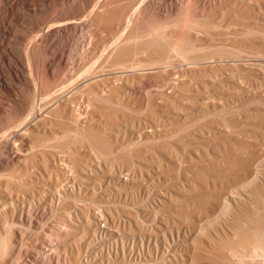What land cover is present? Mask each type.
<instances>
[{
  "label": "bare ground",
  "instance_id": "bare-ground-1",
  "mask_svg": "<svg viewBox=\"0 0 264 264\" xmlns=\"http://www.w3.org/2000/svg\"><path fill=\"white\" fill-rule=\"evenodd\" d=\"M114 1L115 0H47V1L44 2V1H41V0H23V6L26 3L28 5V9L30 11H32L36 15H39V17H38L39 21H38V26H37V27H39V30L36 29L38 32H35V34L33 35L31 40H32L34 45L38 44L40 42L48 44L51 41L54 42L59 37L60 34H63L65 36H67V37H71V36L74 37V35L76 33H78V32L82 33V30L86 29L89 32V38H90V40H89L90 41L89 54L94 56L97 53L96 51L101 50L102 53L101 52L100 53L102 54V57L104 56L103 57L104 59H110L111 58L110 59L111 60L110 62L112 63L111 65H113V64L114 65H116V64L120 65L122 67L123 73L130 75V77H132V78L133 77L135 78V76H132V75H136L137 76L139 74L138 76H140V74L142 75V71L144 70V68H146V65L144 64L142 59H139V57H140V55L138 57L139 53H143L144 51H147V52L148 51H150V52L157 51L158 53L164 54L165 52H167V51L164 50V48L161 47L162 44H159V43H162V42L159 39H157V38L156 39H157V42H158L159 45H156L157 42H156V44H153V42H152L153 40L152 39H151V41H147L148 40L147 39L146 42H148V43L152 42L153 45L151 43H149L150 45L144 44V43H146L144 41H143L144 45L142 43L139 44L143 40V39H141V37H140L141 41L138 44H136L138 41L136 43H134V44H130V43H133L131 41H133V40L135 41L137 38H139V36L144 34V32L142 31L143 33L140 35V33H139L140 30L139 29H141L140 27L142 25H144V22H146L145 18H144L145 14L147 15V12L154 11L157 15L162 16V15H160V14H162L160 12H163V10L165 12L167 11L166 12L167 14H168V12H169V14H171L173 12L174 8H176V7L173 8V6L171 4L173 0H128V1L119 0V1H121L119 3H118V0H117V4L118 5L120 3L122 4V5L120 4V7H118V5L117 6L115 5L116 7H109L108 5H110V3L114 2ZM223 1L224 0H187V3H188L187 4V8L188 9L187 10L190 13L195 14V15H204V14H208L209 13V14H216V16H217V13H219V12L221 13L222 9H225L227 7L226 6L227 4L224 5ZM17 2H18V0H17ZM115 2L113 4H115ZM230 4H231V2H230ZM230 4H228V5H230ZM232 5H233V3H232ZM111 6H114V5L111 4ZM61 8L64 11V15L62 14L63 15L62 17L60 16L58 18V16H57V18H55V19L54 18L53 19H49V17H47V19H46V15L44 14L46 11H48L50 9L53 10V9H61ZM228 10L230 11V9H228ZM63 11H62V13H63ZM235 12H236V10H235ZM224 13H226V12L224 11L223 13H221V18H222V15ZM227 13H228V11H227ZM229 13L231 14L230 16H228ZM229 13L226 16V17H229L228 21H230V19H232L236 15L233 12L232 13L229 12ZM163 14H164V12H163ZM232 14H234L233 17H232ZM9 16H10V13H9ZM98 16H104V18L107 16V18H105L106 20H103L104 19L103 17L101 19V20H103L105 22L104 24H103L102 21H100L102 23H99L98 18L96 19V17H98ZM212 16H214V15H212ZM164 17H166V14H165ZM224 17H223V19H224ZM50 18H52V17H50ZM156 18H158V17L156 16L155 19ZM217 18L219 19V17H217ZM236 18H233V19L236 20ZM0 20H2V19H0ZM97 20H98V22H96ZM147 22L149 23V21H147ZM97 23H98V26H96ZM99 25H100V27H99ZM145 26H146V24H145ZM149 26H151V24ZM149 28H148V30H149ZM136 29H138V31H139L138 33H137ZM103 30L104 31L107 30V37L106 38L105 37L102 38V36H100V33ZM145 30H147V28H145ZM154 33H156V32H154ZM235 33L237 34L236 31H235ZM24 34H26V33H24ZM151 34H153V33H151ZM198 34H200V33L196 32V31L187 30L183 34H181V33L178 34V35H181V36L178 37L179 39H176L175 41H173V40L170 41L169 40V41H167L168 42L167 45H165L166 43L164 42L165 43L164 46H166L167 49H170L171 53L177 55L178 57H176V59L173 62L161 63L162 69L165 71V73L168 76V79H167L168 82L166 81L167 84H166V86H164L165 88L163 87V91L158 95L160 97L161 94H162V97H160V99L156 98V101H153L154 103H152L153 105H152V107L150 109V116H149L150 119L147 122L144 119L146 123L145 122H144V124L142 123L143 125H145V126L147 125V126L146 127L143 126L142 130L138 131V135L135 134L136 133V131H135L134 134L136 136L140 137L138 139H144V141L147 142L148 144H151L150 141L152 142L154 140L155 141L157 140L158 143H159V141L161 142V140H162L161 138H164V135L170 133L168 131L169 130L168 127H166V128H168L167 131H166L165 127H162L163 124H165V126H166V122L165 121H169V120H174V121L178 120L179 121L180 119H187L188 114L184 113L182 115V117H181V112H180L181 108L179 110V108L176 109L175 106L173 107V105L176 104V103L173 104L174 103V99L173 98L176 97V99H177L178 98L177 96L180 95V94L178 95V93H177L178 92L179 83L180 84L182 83L181 80L179 79V76L180 75L181 76L188 75L189 73L196 72V71L197 72H201V71H203V69H202L203 66H200V67L196 66V64H201L202 63V61L200 59H194L191 56L183 55L182 52H179V51H180V48L182 46L189 47V48H191V47L194 48L193 44L195 42H198V41L199 42H203L204 39L199 37ZM147 35H148V33H146L145 36H147ZM157 35H158V33H156V36ZM161 35H163V34L161 33ZM76 36H77V34H76ZM145 36L143 38H145ZM156 36H152L151 35V36H147V37H150V38L154 37L153 39L155 40ZM167 36L168 37L171 36V38H172L173 35L169 36L168 33H167ZM160 37H163V36H160V33H159L158 38H160ZM29 38H31V37H29ZM247 42L249 43V46H257V45H260L259 43H261V46H264V36L263 37H257V38L256 37H250L247 40ZM6 43H5V45H6ZM0 44L3 45L4 43L2 44V42H1ZM8 44H10V43H8ZM26 45L27 44H25V46ZM48 46L44 48L45 52L48 53V54L49 53H54V55H55V52H53V50H51L50 47H48ZM38 47L40 48L39 45H38ZM101 47H103V48H101ZM0 48L2 49L1 46H0ZM3 48L7 49L6 50L7 53L10 52L9 51L10 47L8 48V47L3 46ZM24 51H22V52H24ZM6 52H4V53H6ZM8 55H10V54H8ZM15 56H18V55H15ZM29 56H30V54H29ZM29 56H27V57L29 58ZM8 57H10V56H8ZM33 57L31 59H33ZM57 58L58 59H56V60H52V61L48 62L46 68L44 66L45 71H44V69H43V71H44L45 74L51 73L53 68L55 66H57V64L59 65V63L61 61L64 62V58H63L62 55H59ZM36 59H38L37 55H36ZM25 60H29V59H26V57H25ZM35 60H33V61H35ZM33 61H31V62H33ZM107 61H109V60H107ZM159 61H157V62H159ZM220 61L221 60L214 61L212 63L218 64ZM21 62H22V60L19 59V63H21ZM36 62H34V65H35ZM11 63H14V61L11 62ZM208 63H210V62H208ZM34 65H32V66H34ZM43 65H44V63H43ZM19 66L20 65H18V69H19ZM246 66H248V63H247ZM16 67H14L13 65H11L9 63L8 71H9L10 75L12 76V78H17V80L21 79V82H22V80L26 81L25 74H23V73H21V71L17 70ZM152 67H154V66H152ZM177 67H178V69L179 68L180 69L177 70ZM55 69H56V67H55ZM61 70H59V71L61 72ZM28 71H30V70H28ZM36 71H38V69ZM43 71H41V72H43ZM30 73H31V71H30ZM37 73H35V74L37 76H39ZM110 73H113V71H110ZM55 75H54V77H55ZM119 75H121V74H119ZM231 75H232V73H231ZM11 76H9V77H11ZM27 76L29 77L30 75H27ZM121 76H123V74ZM181 76H180V78H181ZM56 77H57V75H56ZM40 78L41 77H39V79ZM97 78H96L95 71L93 70V68H91L90 71H86L85 73L79 74V76L77 75V78L76 77H75V79L73 78V81L71 79L70 81H72V82L68 81L70 83L68 86H67V84L66 85H61V83H57L55 85H52L51 87H46V88H45V86H43L45 88V91L43 90L44 93L42 92V90H40V91L42 92V94H46V95L40 94L41 93L40 91H39L40 93H38V94H40L42 96H36V94H34L36 97H39V99H38L39 103H37V104H36L37 101H36L35 97H29L27 99L25 97V99L22 100V105H20V104H19L20 106L18 105L19 107L12 108L11 106H7V107L4 108V110L2 109L3 110L2 115L3 114L5 115L6 120L4 121V123L1 122L2 124L0 125V148L3 147L4 150H7L8 154L6 153V155H3V154H5L3 152H2L3 154H0V168L1 169L2 168H11V169L15 168V169L19 170L21 168L20 170L23 169L25 172L28 173L29 170H30V166L28 165L29 158L27 156H28V154L31 155L30 153L32 151L31 152L29 151L31 146L34 143L37 144V139L38 138H41V139L42 138L43 139L46 138L47 139V138H50V137H52L53 139L57 138L56 141L58 139H60V140L63 139V143H65L63 145L66 146V148H67V150L69 152V154H68L69 156L67 155V157H69L70 160H68V161L72 162V165H74L75 168L71 166L70 162H69L70 166L66 167V164L68 163L67 160L65 161L66 164H64L66 168H64V165L63 166L61 165L62 161H59L60 163H56V160L58 162L59 157H58V159L52 158V157L55 156V155L53 156V154L50 157L51 160H50V158H48L49 156L46 157V155H43L45 153L41 154L42 156L40 155L41 160L38 163V168L40 169V171L42 172L43 175L41 174V172L38 173V180L34 179V181L35 182H39L41 184H44V185L40 186V187H42L41 191L43 189L45 190V187H46V189L49 187V186L48 187L45 186V180H46L45 178L46 177L48 178V180L50 181V184L52 185V187L50 186L51 189H52L51 191H53V188L55 186V188H54L55 192H51L50 191L52 193V195H53V193H54V195L52 197H50L51 195H48L50 197L49 198L50 200L48 201L49 202L48 204H51V205H49V207L51 206L50 207L51 211L53 209L54 210L59 209L57 211L60 214V217H57V219L55 218L56 220L53 219V222L50 221L51 223L47 224V227H45L46 224L43 223V222L42 223H43V225L45 224V226H40L41 222L39 221V219L36 220V218H35V215L38 213L39 210L36 208V206H38V205L34 204V202H33L34 201L33 200L34 197L32 198L33 195L30 194V193H32V191H33L32 188L34 186L33 187L32 186H21V185H19L20 183L19 184L16 183V184H18V186H16V184H14L12 182L11 183L8 182L9 179L7 181H3V182L0 180V230H1L0 231V264H96V261H98V259H100V261H99L100 264H126V262H124V261L122 262V260H120V257L122 259L125 258L124 256L128 252V248H129V246L127 245L128 244V236L130 237L132 235L125 233V229H126L125 227H126V225H129V223L128 224H126V223L130 222V221H127L125 223L124 218L121 221V220H118L119 217L117 216V218H118L116 220V224L117 225L116 224H112V226H111L109 223H113L114 219L116 218L114 213H108V214L105 213L104 214L102 209H97L98 208L97 206H96L97 208L94 207L96 205L93 202V201H96V200H94V196H93V200L89 198L90 200L88 201L86 199L89 203L85 202V200L82 199L83 198L82 197L83 193L85 195V193L87 192L86 191L87 189H85V188H87V185L85 184L87 182H83V181L91 179L90 178V175H91L90 173L91 172H88L87 171L88 169H87L86 171L90 175L86 174L87 172L85 173V176H81L82 174L81 175H77V171H79V172L80 171H84L83 170L84 169L83 162L85 163L86 160L82 162L81 159H79L78 157L77 158L80 161L76 158V156L74 157L75 154H77V155L82 154V155H84V157H85V155H87V158L89 159V160L88 159L87 160L88 161L91 160L90 167H92L91 165H93L92 161L94 162V165L96 164L95 165L96 167H99L101 165L102 161L100 160V158H98V156H96V154H98L101 150H104V148L101 149L102 146H104L107 143L112 145V142L115 141V140L111 139L112 135L110 136V134H109L111 132V130H112L111 129L112 127L109 130L110 132L109 131L107 132V129L110 126L108 128H106V126L103 125V121L104 120L102 122L100 121L102 123V124H100V126H98L99 124L96 125V118H95L96 117V111H98L97 109H99L98 106H97V109H96V79ZM111 78H112V76H111ZM113 78H115V77H113ZM169 78H170V80H169ZM27 79H29V78H27ZM123 79L115 78V80H119L118 81L119 85L115 89L110 87V90H108V92H107L108 94L106 93L107 95L104 96L105 100L111 101L112 99H114V100L117 101L116 98L118 96H122L123 95L122 92L124 94L126 93V92H124L123 89L120 90L121 93L117 92L118 89L122 88V85H123L122 83L126 82L124 80H127V76H126V78L124 80ZM41 80L43 81L42 78H41ZM6 81H9V80H6ZM30 81L33 82L32 79ZM35 81H37V77H36ZM38 83L34 82V84H38ZM64 83H65V81H64ZM34 84H30V85L33 86ZM1 85H2V87L8 85L9 88H10V91L12 93H14L13 95H18V93H22V90H23V87L21 85L20 86H14L12 84L9 85L8 82H0V86ZM212 85L214 86V84H212ZM69 86L71 88L75 89L74 91H76V90L79 91V89H81V90H83V91L85 90L87 92L86 98H83L85 100H81L82 98L81 99L78 98V101L76 102L78 105L76 107H75V105H73V104H75V100H74L75 96L73 98L72 97L69 98V96H70L69 95L67 98L66 97L62 98L63 97L62 93L65 91V89H67V87L69 88ZM85 86H87V90H86ZM71 88H69L67 90L69 91ZM83 88H85V89H83ZM216 89H217V87H216ZM200 93H201V91H200ZM77 97H78V95H77ZM201 98H202V95H201ZM75 99L77 100V98H75ZM172 100H173V103H172L173 105L171 104ZM205 100H207V99H205ZM51 103H53L54 105H57L58 109L60 108L63 111L62 113H67L68 112L67 114H69V115L72 114V113H77L76 115H78L77 116L78 118L73 117L74 119L71 120V123L69 122L70 119L68 120L67 118H65V119H67L65 122L67 123V121H68V123H70V124L67 125V126L64 125V128H63V125H62L61 127L63 128V130L61 128H60L61 130H58V128L55 129L56 127H53L51 125H47L49 123H46L45 122L46 120L45 121L41 120L42 121V122L40 121L41 123H39V122L35 123V121L37 120V119L35 120V118H37L41 114L42 111L46 110V108L48 109L51 106L50 105ZM201 104H199V106ZM210 104H211V102H210ZM211 105H216V104L214 103V104H211ZM207 106H209V105H207ZM207 106L205 107L206 109L212 110V109H209L210 106L209 107H207ZM55 108H56V106H55ZM223 108H221V109H223ZM184 109H182V110L186 111ZM201 109H204V108H201ZM201 109H199V107H198L199 111ZM218 109H220V108H218ZM175 110L176 111L179 110L178 113ZM204 110L200 111V115H204V114H201L202 112L204 113ZM208 110H206V111L209 112ZM214 110L216 111L217 107ZM258 111H260V110H258ZM99 112H100V110H99ZM249 112H248V114H249ZM57 113H58V111H57ZM59 113H61V111ZM108 114H110V113H107L106 116H108ZM248 114H247V116H248ZM63 115H65V114H63ZM63 115L61 114V116H63ZM103 115L105 116V114H103ZM256 115H259V114H256ZM256 115L254 114V116H256ZM40 116L38 118H40ZM2 117L3 116H1V118ZM43 117H44V115H43ZM43 117H42V119H44ZM70 117H72V116L70 115ZM221 118L223 119V117H221ZM249 118H250V115H249ZM61 119H63V118H61ZM65 119H63L62 121H64ZM224 119H223L222 122H221V120L217 121V122H219V121L220 122L217 123V127H216L217 129L215 128V131L211 129L210 125H209L210 128L206 125L207 126L206 129L208 128V129L212 130V133L210 132L211 135H213V133H219V134L221 133L222 134V132H223L222 129H225L226 127L229 128L228 125H231V124L230 123L227 124L225 122L226 119L225 120ZM33 120H35V121H33ZM97 122L99 123L98 120H97ZM252 122H254V121H252ZM66 123H64V124H66ZM211 123H212V125H214L213 122H211ZM160 126L163 129H165V130H163ZM256 127H257V125H256ZM232 129H231V131H232ZM210 130H207V131L209 132ZM229 130H230V128H229ZM229 130H227V131H229ZM257 130H258V128H257ZM262 131H260V133ZM96 133H97V135L99 137H101V139L96 135ZM200 133H203V132H200ZM204 133H206V132L204 131ZM134 134L132 135V138H130V140H129L130 143H132L134 141L133 140ZM207 134H209V133H207ZM227 134H231V133L227 132ZM255 134H257V132ZM261 134H263V133H261ZM200 135H202L201 137H203L204 134H200ZM211 135L209 134V136H211ZM96 136H97V139H96ZM113 136H114V133H113ZM227 136H225V137H227ZM188 137H189V135H188ZM191 137L189 139H191ZM196 137L198 138L200 136H196ZM214 137H215V135H214ZM98 138L100 140H98ZM114 138H115V136H114ZM217 138H219V137H217ZM237 138H238V136H237ZM198 139H202V138H198ZM203 139H204V137H203ZM206 139H207V137H206ZM78 140L81 141L79 143H81L82 145H83V143H85L84 146H86V148L84 146H81V144H80V147H77L76 143H78ZM96 140H98L97 143H98V145L101 146V148H100L101 150L98 148L100 146L97 147ZM165 140H162L163 143L162 142L160 144L157 143L158 145L157 146L155 145L156 147L154 146V144L156 142H154V144L152 142V144H153L152 148H151V146L149 147L146 144L147 146L145 145L144 148L142 147L143 148L142 152L150 154V153H152L155 150V154H156V151L158 153V151H160V150H163V151L166 150V153L167 152L170 153V154L172 153L171 155H168V156L172 158V155H173V158H175L176 161H177V162H175L173 160V158H172V164L174 162L175 163L174 165H176V163H180V161H183L184 159L181 160L180 157L178 156L179 153L177 152L178 154H176L177 150H175L174 153L172 152V151H174V150H172L174 146L171 147V145H170V143H168V141H167V143H165L166 142ZM195 140L197 141V139H195ZM218 140L219 139H217V142H218ZM144 141H143V143H144ZM141 142H142V140H141ZM184 142H185V139H184ZM205 142H207V140ZM227 142H229V141H227ZM227 142H224V143H227ZM19 143L21 144V147L23 145V146H25V148L23 147L21 149ZM202 143H203V141L201 142V144L200 143L199 144H195V146L196 145H198V146L200 145L199 147L202 148V146H201ZM260 143L262 145L264 142H260ZM109 144H107V145L109 146ZM121 144L122 143H120V145ZM214 144H216V143H214ZM114 145L116 146V143H114ZM117 145H118V143H117ZM142 145H144V144H142ZM190 145H191V143H190ZM257 145H259V144H257ZM198 146H196L195 150H193L194 151V155H195L194 158H193V155L190 152H188V153H190L192 155V157L190 156V158H192L193 162H195L196 165L199 164L197 161H202L204 159L202 157H204L206 154H208V152L204 151L205 148L204 149L202 148V150L205 153L203 154L204 156H201V152H199V150H198V149H201V148H198ZM231 146H232V149H226L225 148V150L227 152H224L223 148L221 149V151L223 150V152H224V153L223 152L222 153L226 154V158H224V159H226L225 160L226 164L229 163V165L232 166V168H233L232 169L233 172H235L233 174L232 170L230 169L231 173L233 174L232 175V174H230L229 171H227L225 169L227 171V173L232 175L231 177L227 173H225V175L227 174L228 177H223L219 173L217 175V177L220 178L222 176L223 179H220L219 181L217 179L215 180V178H213V177L216 176L215 173L217 172V170H218V172H220L219 170H220L221 167L218 168L217 170L213 169L214 171H216L215 173L212 170L211 174H210V171H209V175L201 173V175L202 174L204 176L207 175L204 178H203V176H198V174L202 170L201 168L200 169H196V171L194 173H192V174L189 173L191 175L190 177H187V171H186L185 175H183V176H186V177L184 178L185 180L182 179V180H184V182H182V184L183 185L188 184V187L184 186L187 191H188V188H189L190 185L195 186L194 184L199 178L201 179V182L205 185V186H203L199 182L200 179L198 180L200 185H198V186L196 185V188L197 187L200 188L201 185H202V187L200 189L204 188L202 191L199 189L202 193H204V195L202 194L203 195L202 197H200V195H201V194H199L200 191L197 192V197H196V193H195L196 190H194L195 191L194 192L195 195H191L192 197H188L187 198L186 196H184V197L187 198L186 201L188 200V202L191 203L190 205L193 206V205L196 204V206H194V207H196V209H198L197 205L199 206V208L201 207L200 208L201 210L199 209L195 213L197 215V217H195V218L197 219L198 222L197 221L196 222L198 224L196 223L197 225H195L193 228L195 230L194 232H196L197 235H198V233H200L201 236L204 235V237H206L205 238L206 239L205 243L203 242V238L201 240V239L196 238V236H195L193 242L191 244H189L188 239L191 240V238H192V237L188 238L189 234L192 233L191 228H189L190 225L186 224L187 226H185V224L181 223L184 226L180 227L181 226L180 223L179 222L175 223L176 221H172L173 220L172 217H171V219L168 220V218H164V216H163V218L161 219L163 221V225H162L163 228L159 231L160 233L158 232L163 237V242H161V244H160L161 246H159V248H161V254H160V251H159V256L158 257H156V256L154 257L152 255H149V257H146V256H144V253H140V254L137 253L136 255L134 254V262H135L134 264H209V263H211V262L206 263V262H208V260L209 261H213L212 262L213 264H214V262H215V264H225L226 262L231 260L230 264H232L233 260L231 258L236 256L237 249L240 248V245L243 248V252H244L243 254L244 255L245 254H249L251 256L252 251H254V250H252L251 247L249 246V242H250V240L252 238L253 239H258L259 246H260V252L261 253H259V254H260L261 258L259 257V260L257 261V263L258 264H264V215H261V214L257 215L255 217V219L252 220V218H253L252 215L251 214H247V212H246V207L252 205V203H253L252 198L254 196L263 195V199L262 200L264 201V161L262 162V160H264L263 159L264 155H262V153H264V152L256 153V155H254L253 153L256 152L254 150L255 152H253L252 155H251V152L253 150L248 148V149L251 150L250 154H249V152L244 154L242 152V149H241L244 146L241 147V148L237 147V144H236V147H234V144L233 145L231 144ZM239 146H241V144H239ZM116 147H115V149H116ZM203 147H205V146L203 145ZM251 147H252V145H251ZM263 147H264V145H263ZM107 148L109 149V147H107ZM112 148H113V146H112ZM176 148L174 147V149H176ZM228 148H231V147H228ZM261 148H262V146H261ZM98 149H99V151H98ZM150 149L151 150L154 149V150L149 153ZM217 149H218V146H217ZM252 149H254V148H252ZM255 149H257V148H255ZM1 150L2 149H0V151ZM137 150H140V149H137ZM206 150L209 151L208 148H206ZM218 150H220V149H218ZM246 150L247 149H245V152H246ZM105 151H107V150H104L102 152H105ZM221 151L219 153H221ZM96 152H98V153H96ZM132 152H133V150H132ZM216 152H218V151H216ZM100 154H101V152H100ZM126 154H127V152H126ZM136 155L137 154L134 155L132 153H129L127 161H129L130 163H133V159H134V157ZM144 155H146V154H144ZM156 155H157V157L160 156L158 154H156ZM208 155H210V154H208ZM212 156H214V155H212ZM121 157L123 158V156H121ZM157 157H156V159H157ZM209 157H208V159H209ZM220 157H222V156H220ZM137 158H139V157L137 156ZM141 158H143V156ZM152 158H153V156H152ZM210 158L212 159V157H210ZM115 159H117V158H115ZM218 159H220V158H218ZM145 160H146V158H145ZM99 161H101V163ZM117 161H118V159H117ZM117 161L114 163L116 166H117V164H116ZM158 161L161 162L162 160L160 159ZM186 161H187V159H186ZM204 161H206V160H204ZM208 161L210 162V159ZM213 161H215V160H213ZM216 161H218V160L216 159ZM149 162H151V161H149ZM152 162H154V161H152ZM159 162H157L158 164L156 162H154V163H156L158 165V167H160L159 165L161 163H159ZM164 163H166V162L164 161ZM213 163L212 164L209 163V165L207 163V165L203 166L204 167L203 169L206 170L205 168H207L206 172H208V168L212 169V168L215 167L214 166L215 164H213ZM62 164H63V162H62ZM106 164H107L106 162L103 163V165H106ZM127 164H126V166H127ZM220 164H222V163H220ZM226 164H225L224 167L227 166ZM103 165H102V167H103ZM112 165H109V163H108L107 166H110V167H107V166H105V167H107V169L108 168L110 169L111 167H114ZM122 165L123 164H121V166ZM148 165H147V168L149 167ZM169 165H170V163H169ZM222 165H220V166H222ZM85 166H86V168H90V167H87L88 165H86V163H85ZM68 167L69 168L72 167V168L69 169ZM118 167H120V166L118 165ZM158 167L156 169H158ZM147 168H146V170H147ZM186 168H188V167H186ZM186 168H185V170H186ZM228 168H230V167H228ZM72 169L74 170V172H72L73 171ZM93 169H94V167H93ZM93 169L92 170L90 169V171H93ZM111 169H113V168H111ZM175 169H176V167H175ZM70 170H72L71 171L72 173L70 172ZM170 170H172V169H170ZM182 170H184V169H182ZM157 171H159V170H157ZM177 171H178V174H179V170H177ZM223 171H224V169H223ZM50 172H52V173L50 174ZM79 172H78V174H79ZM149 172L150 171L146 172L147 175H152V174H148ZM163 172H165V171H162V173ZM68 173L69 174L76 173V175L79 176L78 179H76L77 178L76 175H75L76 178L74 177L75 178L74 180H77V181L80 180L79 184L77 185V187H73V186L72 187H65L67 185H65V183H63V180L67 179V177L69 176ZM95 173H96V171H95ZM95 173H94V175H95ZM118 173L121 174L122 172L119 170ZM155 173H156V171H155ZM52 174L55 175V179L54 180L51 179L52 178L51 177ZM183 174H184V172H183ZM115 175H118V174H115ZM165 175H166V173H165ZM167 175H166V177H167ZM176 175H177V173H176ZM211 175L212 176L214 175V176L212 177ZM71 176L73 177L74 175H71ZM121 176L122 175H120L118 178H116V182L117 183L120 182L123 179V178H121ZM195 176H197V177H195ZM95 177L96 176H94V178ZM158 177H160V176H158ZM163 177H165V176H163ZM209 177H211V178H209ZM2 178L3 177H1V179ZM94 178H92V179H94ZM194 178H196V179H194ZM12 179H13V177H12ZM15 179L16 178L14 177V180ZM157 179H159V178H157ZM95 180H92V181L95 182ZM29 181H30V179L28 180V182ZM159 181H161V180H159ZM178 181L181 182L180 179ZM116 182H115V184H117ZM61 183H63V184H61ZM70 184L71 183H69V185ZM82 186H86V187H82ZM181 186L182 185H180V191L184 190L182 188L183 186L182 187ZM92 187H94V185ZM116 187H117V185L115 186V189L117 190V192H119V190L117 189L119 186L117 188ZM175 187L167 189V190H165L163 192L160 191V193L158 195V198L157 197L155 198L156 199V202H154L155 206L153 205L154 207H151L153 209V211L155 209H157V211H158V209H164V210L166 209L167 210V208H169L171 206V204H174V202L178 199V195L177 194L174 195ZM191 187L192 186H190V189H191ZM29 188H30L31 191H29ZM193 188L195 189V187H192V189ZM34 189H36V188H34ZM38 189H37V191H39ZM92 190H94V189L91 188V191ZM108 190L109 189H107V191ZM176 190H177V188H176ZM25 191L26 192L28 191L30 195L24 196L25 195L24 194L23 197L19 195L20 197H22L21 200L18 202V204H15V203L13 204L12 196L14 194L18 195L20 192L24 193ZM91 191H90V189H88V192H91ZM203 191H205V192H203ZM46 192H48V190ZM93 192L94 191H92V193ZM133 192H135V191H133ZM189 192H191V191H189ZM51 193H49V194H51ZM187 193H185V195ZM15 195H14V197H15ZM89 195H91V194H89ZM182 195H184V194H182ZM189 195H187V196H189ZM113 197H114V195H113ZM184 197H182V198H184ZM7 199L9 201V203H10V206L6 205V200ZM184 199H183V201H184ZM68 200H71V201H68ZM77 200H81V202H79V201L77 202ZM113 200H115V199H113ZM67 201H68V203H66ZM39 202H40V205H41L42 204L41 201H39ZM39 202H38V204H39ZM55 203L58 204L59 206L60 205L61 206L60 207L59 206L53 207V205ZM33 204L36 205V206H34ZM43 204H44V202H43ZM46 204L43 206V208L46 206ZM175 204H176V202H175ZM185 204H188V203L186 202ZM112 206H113V204H112ZM121 206L122 205H120L119 207L121 208ZM178 207H179V205H178ZM16 208H18V211H17ZM25 208H27V210H25ZM43 208H42V210L44 212L45 208L44 209ZM171 208H173V207H171ZM257 208H259V209L260 208H264V202L260 203L259 207H257ZM96 209H97V211H96ZM116 209H117V207H116ZM176 209H179V208H177V206H176ZM133 210H135V209H133ZM174 211H176V210H174ZM174 211H172V213ZM169 212L170 211H168V213ZM131 213H132V211H131ZM136 213H137V211H136ZM157 213H159V212H157ZM126 214H128V212ZM133 214L135 215V213H133ZM177 216H179V214ZM201 216H203V217H201ZM224 216H226V217L224 218ZM39 217H41V216H39ZM113 217H115V218L113 219ZM250 217H252V218L250 219ZM175 218H176V216H175ZM128 220H129V218H128ZM170 220L172 221V224L169 223ZM222 220L225 223H223ZM117 221H118V223H117ZM177 221H178V219H177ZM203 221L204 222H209L212 225H215L213 223H217L219 226H217L216 228L214 226V230L212 232H207V231H205V228L203 227ZM238 221L243 224V230L244 231L240 227H239V230L237 229L238 228L237 227L238 226ZM119 223L122 224V227H120ZM124 223L126 225H124ZM185 223H187V222H185ZM26 224H28L29 227L33 225L35 227L34 229L35 230L37 229V231L34 232L33 229L29 230V228L25 229ZM114 225H116L115 226L116 230L114 228H112V227H114ZM136 225L138 226V224H136ZM155 225H157V227H158V223L155 224ZM38 227H41V229H43V230L38 232V230H39ZM139 227H140V225H139ZM159 227H161V226L159 225ZM159 227H158V230L160 229ZM44 228H46V231L44 230ZM127 229H129V228L127 227ZM187 229H188V232H187ZM259 229L262 232L260 234L257 233V232L260 231ZM247 230L249 232H247ZM250 232H252V235L250 234ZM180 233H182L183 235L180 236ZM157 234H156V236H159ZM156 236H155V238H156ZM141 237L144 238L142 235H141ZM155 238H154V241L156 240ZM158 238H160V237H158ZM145 239H147V238H145ZM195 239H197L196 242H195ZM148 240L149 239H147V241ZM158 240H160V239H158ZM141 241H143V240H141ZM141 241H140V243H141ZM158 242L160 243V241H158ZM199 242H201V243L203 242V245L201 244L202 247L206 246V245L208 247L210 246V249H212V251H211L212 252L211 253V257L213 258L212 260L209 259L208 257H206L205 255H202V253H200V252L198 254V251H200V250H198L196 244H198ZM96 243H99V245H101V250H104V252H105L104 256L100 255L101 256L100 258H96V251H97L96 250ZM142 244L140 246H142ZM130 245H132V244H130ZM144 245H145V243H144ZM155 246H156V243H155ZM239 250H241V249H239ZM155 253H157V252H155ZM200 254L202 256H205V257H201L200 258V256H201ZM240 254H241V252H240ZM131 255H132V253H131ZM241 257H242V255H241ZM117 259H118L117 262H120V263H116L115 261H113V260H117ZM125 259H123V260H125ZM203 260H205V261H203ZM237 260L238 259H236V261ZM113 262H115V263H113ZM250 262H251V260H250ZM250 262H247V263L249 264ZM132 264H133V262H132ZM251 264H252V262H251Z\"/></svg>",
  "mask_w": 264,
  "mask_h": 264
},
{
  "label": "rangeland",
  "instance_id": "rangeland-1",
  "mask_svg": "<svg viewBox=\"0 0 264 264\" xmlns=\"http://www.w3.org/2000/svg\"><path fill=\"white\" fill-rule=\"evenodd\" d=\"M41 1L45 2L47 0H41ZM115 1H114L115 4H113L114 2H112L108 6L109 7H116L118 4H117V0H115ZM126 1H128V0H126ZM119 2H121V1L118 0V3ZM230 2H231V4H230ZM223 3H224V5L227 4L226 5L227 7L225 9H222L221 13H223L224 11L226 12V13H224L222 15V18H221V13L220 12H219L220 14L217 13V16H216V14H209V13L208 14H204V15H195V14L190 13L187 10L188 9L187 8V4H188L187 0H173L171 4H172L173 8L174 7H176V8H174V10H173V12L171 14H169V12H168L169 15L166 13L167 11L165 12L164 10H163L164 14H163V12H160V13H162V14H160L162 16L157 15L154 11H149L151 14L149 12H147V15L145 14V17H144L146 22H144V25H142L143 27L139 26L141 28V29H139L140 32L138 31V29H136L137 33L139 32L140 35L143 32H144V34L139 36V38H137L138 40L136 39L135 41L134 40L131 41L133 43H130V44H134L137 41L138 42L136 44H138L141 41V39H143V40L139 44H141V43L143 44L144 42H146L147 39H148L147 41H151V39H152L153 40L152 41L153 44H156L157 39H159L162 42V43H159V44H162L161 47L164 48V50L167 51V52L164 51L165 52L164 54L158 53L157 51H153V52L144 51L143 53H139L138 57L140 55L139 59L143 60L144 64L146 65V68H144V70L142 71V75L141 74H140V76H138L139 74L137 76L136 75H132V76H135V78L134 77L132 78V77H130V75L123 73L122 67L120 65H118V64L111 65L112 64L110 62L111 58L110 59H104L103 58L104 56L102 57L101 50L96 51L97 53L94 56L89 54V51H90V41L89 40H90V38H89V32L86 29H83L82 33H80V32H78L79 34L76 33L77 36L75 34L74 37L73 36L67 37V36H65L63 34H60L59 37L54 42L51 41L48 44L46 43L47 45L45 43H42V42L34 45L31 39H32L33 35L35 34V32H38L37 30H39V27H37L38 26V21H39V19H38L39 15H36L32 11H30L28 9V5L26 3L23 6V0H20V1L18 0V2H17V0H4V1L0 0V4H1L0 5V19H2V20H0V43L1 42H2V44L4 43L3 45L0 44V46L2 47V49L0 48V82H8L9 85H11V84L14 85V86H20L21 85L23 87L22 93H18V95H13L14 93H12L10 91V88H9L8 85L3 86V87H2V85L0 86V104H1L0 105V119H1L0 120V125L2 123H4V121L6 120L5 115L4 114L2 115L4 108L7 107V106H11L12 108L19 107L20 105H22V100H24L25 97H26V99L29 98V97H35L36 101H37L36 104H37V103H39L38 102L39 97H36V96L46 95V94H42V92L44 93L46 87H51L52 85H55L57 83H61V85H66L67 84V86H68L70 84L69 82L73 81V78L75 79V77L77 78V75L79 76V74L85 73L86 71H90L91 68H93V70L95 71L96 78L98 77L96 79V109H97V106H98L99 109H97L98 111H96V117H95L96 118V125L99 124L98 126H100V124H102L101 122L104 120L103 121V125L106 126V128H108L110 126L107 129V132L112 127L111 128L112 130H111V132L109 131L110 132L109 134H110V136L112 135L111 139L115 140V141L112 142V145L107 143V144H109V146L107 144H105L101 148V146L98 145V143H97L98 140L101 139V137H99L97 135V133H96V135L100 138V139L98 138V140H96L97 147L100 146V147H98L99 149L100 148L101 149L104 148V150H107L105 152H102L104 150L100 149L101 150L100 151L101 154H100V152L99 153L96 152V153H98L100 155L99 156L98 154H96V156H98V158H100V160L102 161V163H101V161H99L101 163V165L99 167H96L95 166L96 164L94 165V162L92 161L93 165H91L92 167H90L91 160L88 161L89 159L87 158V155H85V157H84V155H82V154H80V155L75 154L74 157L75 156H76V158L78 157L79 159H81L82 162L86 160L85 163H86V165H88L87 167H90V168H86L85 163L83 162V164H84L83 165V167H84L83 170L85 172L84 171H80L79 172L77 170L76 171H77V175H81L82 174L81 176H85V173L87 171L91 172L90 173L91 175L88 172L86 173V174L90 175L91 179L83 181V182H87V183H85L87 185V188H85V189H87L86 190L87 192L85 193V195L83 193V196H82L83 197L82 199L85 200V202H88L90 199L93 200V196H94V200H96V201H93L96 204V205L94 204L95 205L94 207L97 206L98 207V208L96 207L97 209H102L104 214L105 213L106 214L114 213L116 218L113 217V219L115 218L114 222L113 223H109L111 226H112V224H116V220L118 219L117 216L119 217L118 220H121V221L124 218L125 223L127 221H130V222L126 223V224L129 223V225H126L124 223V225H126V227L124 226L126 228L125 229V233L132 235L130 237L128 236V244L127 245L129 246V248H128V252L124 256L126 259L123 258L126 261L123 260L120 257V260H122V262L123 261L126 262V264H130V263L132 264V262L134 264L135 263L134 262V254L136 255L137 253H139V254L140 253H144V256H146V257H149V255H152L154 257L155 256L158 257L159 256V251H160V254H161V248H159V246H161L160 244H161V242H163V237H162V235L159 234L160 233L159 231L163 228V226H162L163 225V221L161 220L163 218V216H164V218H168V220L171 219V217H172L173 218L172 221H176L175 223L179 222L180 225H181L180 227L184 226L182 224H185V226L190 225V227L189 226L188 227L191 228L192 233L189 234L188 238H191V237L192 238H191V240L188 239L189 244H191L193 242L195 236H196V238L201 239V240L203 238V242L205 243V240H206L205 238L206 237H204V235L201 236L200 233H198V235H197V233L194 232L195 230L193 228L195 225L198 224L197 223L198 221L195 218V217H197V215L195 213L201 207L199 208V206L197 205L198 209H196V207H194V206H196V204L192 206V205H190L191 203L188 202V200L186 201V199L188 197H192L191 195H195V193H196V197H197V192L200 191V190L202 191L204 188L203 189H200V188L202 187V185L203 186H205V185L201 182V179L199 178L200 179L199 182L202 184L201 187L200 188L197 187L198 189L196 188V185L197 186L200 185V183L198 182V180H199L198 179L196 181L197 183L195 182V184H194L195 186L190 185L192 187H195V189L194 188L192 189V187L190 189V186H189L188 191H187L185 187H188V184H185V185L182 184V182H184V180H185L184 178L186 177V176H183V175H185L186 171H187V177H190L191 176L190 174L194 173L196 171V169H200L201 168L202 170L199 173L200 175L198 174V176H203V178H204L205 176L209 175V171H210V174H211V171L213 169L217 170L218 168L221 167L220 170H219L220 172H218V170H217V172L213 170L214 173L216 172L215 173V175H216L215 177H213L214 175L213 176L211 175L213 178H215V180L217 179L219 181L220 179H223L222 176L223 177H228L227 174L230 175L232 173L233 174L235 173L232 170L233 169L232 166H230L229 163L226 164V162H225L226 159H224V158H226V154H223L224 152H227L225 150V148L226 149H232L231 144L232 145L234 144V147H236V144H237V147H240V148L244 146L243 148H241L242 152L244 154L247 153V152H249V154H250L251 150H253L251 152V155L255 151L256 152L253 153L254 155H256V153L264 152V147H263L264 143L262 145L260 143V142H264V125H263L264 124V118H263L264 117L263 116L264 115V46H261V43H259L260 45H257V46H249V43L247 42V40L250 37H256L257 38V37H263L264 36V0H224ZM232 3H233V5H232ZM111 4L114 5V6H111ZM120 4L118 5V7H120ZM228 4H230V5H228ZM227 8L230 9V11ZM61 9H53V10L50 9V10L46 11L44 13L46 15V19H47V17H49V19H53V18L55 19V18H57V16H58V18L60 16L62 17L64 15V11H63V9L62 10ZM235 10H236L237 13L235 12ZM62 11H63V13H62ZM227 11H228V13L229 12H231V13L233 12L234 14H236L235 16H234V14H232V17L234 16L233 18L237 17L236 20H234L232 18V19H230V21H228L229 17H226L227 14H228ZM9 13H10V16H9ZM165 14H166V17H164ZM212 15H214L215 17L212 16ZM230 15L231 14L229 13L228 16H230ZM156 16L158 18L155 19ZM50 17H52V18H50ZM102 17L104 18V16H98V17H96V19L98 18L99 23L103 22V24H104L105 22L103 20H106L105 18H107V16L103 20H101ZM217 17H219V19ZM223 17H224V19H223ZM98 20L96 22H98ZM100 21H102V22H100ZM147 21H149V23L151 22L150 23L151 26H149L150 24ZM145 24H146V26H145ZM96 26H98V23L96 24ZM99 27H100V25H99ZM145 28H147V30H145ZM148 28H149L150 31L148 30ZM187 30L199 32L200 34H198V36L203 38L204 40H203V42H199V41L195 42L193 44L194 48H192V47L189 48V47L182 46L180 48L179 52H182L183 55L191 56L194 59H200L202 61V63L201 64H196V66H198V67L203 66V68H202L203 71H201V72H197V71L196 72H191L188 75H183V76L180 75L181 78L179 76V79L181 80L182 83L181 84L179 83L178 92L177 93H178V95L179 94L180 95L177 96L178 97L177 99H176V97H174L173 98L174 99V103H173V100H172L171 104L172 103L173 104L176 103L175 105L172 104L173 107L175 106V108L176 109L179 108V110L181 108V111H180L181 112V117H182V115L184 113L188 114L187 119H180L179 121L178 120L177 121L176 120L175 121L174 120L165 121L166 122V126H165V124L162 123L163 124L162 127H165V128L168 127L169 130H168V128H166V131L168 130L170 133L164 135V138H161V139L162 140L166 139L165 143H167V141H168V143H170L171 147L172 146H174L175 148L177 147L176 149H174V147H173L172 150H174V151H172V152L174 153L175 150H177L176 154L179 153L178 156L180 157V159L181 160H183V159L185 160V161L184 160L180 161V163H176V165H174L175 164L174 162L172 164L173 155H172V158L168 156V155H171L172 153L170 154V153L167 152L168 153L167 154L166 150H164V151L160 150V151H158V153L156 151V154L160 155L158 157L155 154V150L154 149H152V150L150 149V151H149V153H150V152H152L154 150L153 151L154 153L152 152V153L148 154V153H143L142 152V150H143V148L145 147L146 144L149 147L151 146V148H152L154 142H156L154 144V146L155 145L157 146L158 144H160L162 142V140L160 138L159 139L161 140V142L159 141V143H158L157 140L156 141L155 140L152 141L153 144L150 141V143L152 144L151 145V144H148L147 142H145L144 139H138L140 137L136 136V135H138V131L142 130L143 126L144 127L147 126V125L145 126L143 124H144L145 120L147 122L150 119L149 116H150V109H151V107L153 105L152 103H154L153 101H156V98L160 99V97H162V94H161L160 97L158 95L163 91V87L166 86V84L168 82V80H167L168 76L165 73V71L162 69L161 63L173 62L176 59V57H178L177 55L172 54L170 49H167V47L164 46V44L166 43L165 45H167V43H168L167 41H169V40L170 41H172V40L175 41L176 39H179L178 37L181 36V35H178V34H180V33L183 34ZM103 31L100 33V36H102V38L103 37L106 38L107 37V30H105L104 32ZM153 31L158 33V35L160 33V36H163V37H160L161 39L158 38V35L156 36V33H154ZM235 31L237 32V34L235 33ZM145 32L148 33L147 36H151V35L152 36H156L155 40L153 39L154 37L150 38V37L145 36L146 35ZM24 33H26V34H24ZM151 33H153L154 35L151 34ZM161 33L163 35H161ZM167 33H168L169 36L173 35L172 38H171V36L168 37ZM143 35L145 36V38L146 37L147 38L146 39L143 38L144 37ZM29 37H31V38H29ZM140 37H141V39H140ZM152 42H149V43L152 44ZM5 43H6V45H5ZM8 43H10V44H8ZM149 43L146 42L144 44L150 45ZM25 44H27L26 45L27 47L25 46ZM159 44L157 42L156 45H159ZM38 45L40 46V48L38 47ZM3 46L8 47V48L10 47L9 48L10 52L7 53L6 52L7 49L3 48ZM47 46L50 47V49L53 50V52H55V55H54V53H49L48 54V53L45 52L44 48L47 47ZM101 48H103V47H101ZM22 51H24V52H22ZM4 52H6V53H4ZM8 54H10V55H8ZM29 54H30V56H29ZM15 55H18L19 57L15 56ZM36 55H37L38 59H36ZM59 55L63 56L64 62L61 61L59 63V65L57 64V66H55L56 69L54 67L51 73L45 74L44 71H45V68L47 67V63L52 61V60L58 59L57 57ZM8 56H10V57H8ZM27 56H29V58ZM31 56L32 57L34 56L33 59H31L32 58ZM25 57H26V59H29L30 61L29 60H25ZM19 59L22 60L21 63H19ZM33 60H35V61H33ZM107 60H109V61H107ZM219 60H221V61L218 64L212 63L214 61H219ZM13 61H14V63H11ZM31 61H33V62H31ZM157 61H159V62H157ZM34 62H36L35 65L37 64L38 66L37 65L35 66ZM208 62H210V63H208ZM9 63L11 65H13L14 67L17 66L16 67L17 70H19V71H21V73L25 74L26 81L22 80V82H21V79L17 80V78H12V76L10 75V73L8 71ZM43 63H44V65H43ZM247 63H248V66H246ZM31 64L34 65V66H32ZM18 65H20L19 69H18ZM44 66H45V68H44ZM152 66H154V67H152ZM27 69L30 70L31 73ZM37 69H38V71H36ZM43 69H44V71H43ZM179 69L177 67V70H179ZM59 70H61V72ZM41 71H43V72H41ZM110 71H113V73H110ZM35 73H37L39 76H37ZM231 73H232V75H231ZM55 74L57 75V77H56ZM119 74H121V75L123 74L124 77L119 75ZM124 74L127 76V80H124L126 78V76ZM27 75H30V76L28 77ZM54 75H55V77H54ZM110 75L112 76V78H111ZM9 76H11V77H9ZM36 77H37V81H35ZM39 77H41L43 79V81L41 80V78L39 79ZM113 77L121 78V79L124 78L123 80L126 81V82L122 83L123 84L122 88L118 89L117 92H120V90L123 89L124 92H126V93L124 94L122 92L123 95L122 96H118L116 98L117 101L114 100V99H112L111 101H107V100H105L104 96H106L108 94L107 92H108V90H110V87L115 89L119 85L118 84L119 80H115V78H113ZM27 78H29V79H27ZM31 79L33 80V82L30 81ZM71 79H72V81H70ZM6 80H9V81H6ZM169 80H170V78H169ZM64 81H65V83H64ZM34 82H36V83L39 82V83L38 84H34ZM211 83L214 84V86ZM30 84H34V85L32 86ZM43 86H45V88ZM85 87H86V90H87V86H85ZM216 87H217V89H216ZM69 88H71V87L69 86ZM69 88L67 87V89H69ZM67 89H65V91H64L65 93L64 92L62 93V96H63L62 98H64V97L67 98L69 95H70L69 98L70 97L73 98L75 96L74 97L75 104H73V105H75V107L78 105L76 103L78 101V98H80V99L82 98L81 100H85V99H83V98H86V94H87V92L85 90L83 91V90L79 89V91L78 90L74 91L75 89L71 88L68 91ZM83 89H85V88H83ZM40 90H42V92ZM200 91H201V93H200ZM38 93H40L42 95H40ZM34 94H36V96ZM77 95H78V97H77ZM201 95H202V98H201ZM75 98H77V100ZM205 99H207L208 101L205 100ZM210 102H211V104L215 103L216 105H211ZM199 104H201V105L199 106ZM206 104L209 105L211 108L209 106H207ZM50 105L51 106L48 109L46 108V110L42 111L41 114H40L42 117L44 115V117H43L44 119H42V117L39 115L40 118H38L39 117L38 116L37 118H35V120L37 119L36 121L33 120V121H35V123L36 122L37 123L38 122L41 123L42 122L41 120H44V121L46 120L45 122L49 123L47 125H51L53 127H56L55 129L58 128V130H61V129L63 130L64 125H66V126L69 125L71 123V120L74 119L73 117L78 118L77 117L78 115H76L77 113H72L73 115L70 114L72 116V117H70V115L67 114L68 112L67 113H62L63 111L60 108L58 109L57 105H54L53 103H51ZM55 106H56V108H55ZM206 106L209 107V109H212V110L206 109L205 108ZM198 107H199V109H201V108L205 109V110L201 109V110H204V113L203 112L201 113V114H204V115H200V111L201 110L199 111ZM216 107H217V110L215 111L214 109ZM218 108H220V109H218ZM221 108H223V109H221ZM182 109H184L186 111H183ZM59 110L61 111V113H59L60 112ZM99 110H100V112H99ZM179 110H177V111L175 110V111L178 113ZM206 110H208L209 112H207ZM258 110H260V111H258ZM57 111H58V113H57ZM248 112H249V114H248ZM107 113H110V114H108V116H106ZM253 113L255 115L256 114H259V115L254 116ZM61 114L62 115L65 114V115L61 116ZM103 114H105V116ZM247 114H248V116H247ZM249 115H250V118H249ZM1 116H3L4 118L3 117L1 118ZM98 117L99 118L101 117V118L99 119ZM221 117H223V119L225 118L228 121L227 122L224 119L227 124H229V123L231 124V125H228L230 130H229L228 127H226L225 128L226 130L222 129V131H223V132L221 131L222 134L221 133L220 134L219 133H213V135H211L212 130L215 131V128L217 127V123L220 122V121L219 122H217V121L218 120H221V122L223 121V119ZM61 118H63V119L67 118L68 120L70 119L69 120L70 123H68V121H67V123H68L67 124L65 122L67 119L62 121L63 119H61ZM97 120L99 121V123L97 122ZM252 121H254V122H252ZM211 122H213L214 125H212ZM64 123H66V124H64ZM62 125H63V128L61 127ZM206 125L209 128L211 126L212 130H210L208 128L206 129V127H207ZM256 125H257V127H256ZM257 128H258L259 131L257 130ZM231 129H232V131H231ZM163 130H165V129H163ZM203 130L206 133H204ZM207 130H210V131L208 132ZM227 130H229V131H227ZM135 131H136V133H135ZM260 131H262L261 133H263V134H261ZM200 132H203V133H200ZM227 132L228 133L230 132L232 135L231 134H227ZM256 132H257V134H255ZM113 133H114L115 138L113 136ZM207 133H209L211 136H209V134H207ZM133 134H134V137H133L134 141L132 143H130L129 140H130V138H132ZM200 134H204L207 137V139H206V137L204 135H203V137H204V139H203V137H201L202 135H200ZM188 135H189V137H188ZM214 135H215V137H214ZM224 135L225 136L228 135V136L225 137ZM97 136H96V139H97ZM165 136L166 137L168 136V137L166 138ZM196 136H200L198 138H202V139H198ZM237 136H238V138H237ZM190 137H191V139H189ZM217 137H219V138H217ZM56 139L57 138L53 139L52 137L47 138V139L46 138H44V139L43 138L42 139L38 138L37 139V144L34 143L31 146V148L29 150L30 152L32 151L30 153L31 155L28 154V156H27L29 158L28 165L30 166V170H29L28 173L25 172L23 169L20 170L21 168L19 170L15 169V168H13V169H11V168H2L1 169L0 168V180L2 182L3 181H7L9 179L8 182H10V183L11 182L14 183V184H16V183L19 184L20 183L19 185H21V186H32V187L34 186L32 188L33 191L30 194L33 195L32 198L34 197V199H33L34 200L33 201L34 204L38 205V206H36V205L33 204L39 210L38 213L35 215V218H36V220L39 219V221L41 222L40 226H45V224H46L45 227H47V224H50L51 222H53V219H55V218L57 219V217H60V214L57 211L59 209L55 208L56 210L53 209L51 211V209H50L51 206L49 207V205H51V204H48L49 203L48 201L50 200L49 198L54 195V193L52 195L51 192H55L54 191L55 190L54 189L55 186L53 188V191H51L52 190L51 189L52 185L50 184V181L46 177L45 178L46 179L45 180V186H47V187L49 186V187L47 189L45 187V190L43 189L41 191L42 187H40V186H42L44 184H41L39 182H35L34 181V179L38 180V173L41 172L40 169L38 168V163L41 160L40 155L45 153L43 155H46V157L49 156L48 158H50L52 154H53V156L57 155L56 157L55 156L52 157V158H55V159H58V157H59V160H58V162L56 160V163H60L59 161H62L63 164L61 162V165L63 166L64 164H66L65 161L67 160L68 163L66 164V167L70 166V164H71L72 167H74V165H72V162L68 161V160H70V158L67 157L69 152H68L66 146L63 145V144H65V143H63V139H61L62 141L60 139H58L56 141ZM184 139H185V142H184ZM195 139H197V141ZM217 139H219L218 142H217ZM141 140H142V142H141ZM201 140L203 141V143L201 145L202 148L203 149L205 148L204 151L208 152V154H210V155L206 154L205 155L206 157H205L203 155L205 152L202 150L201 147H199L200 145L199 146L196 145V146H198V148H201V149H198L199 152H201V156H204V157H202L204 159L202 161H197L199 164L196 165L195 162H193L192 158H190V156L192 157V155H193V158L195 157L194 151H193V150H195V147H196L195 144H199V143L201 144V142H202ZM206 140H207V142H205ZM143 141H144V143H143ZM227 141H229V142H227ZM79 142H81V141L78 140V143ZM224 142H227V143H224ZM78 143H76L77 144L76 146L80 147L81 143H79V144ZM114 143H116L117 147L114 145ZM117 143H118V145H117ZM120 143H122L123 145L122 144L120 145ZM190 143H191V145H190ZM214 143H216V144H214ZM142 144H144V145H142ZM239 144H241V146H239ZM257 144H259V145H257ZM84 145H85V143H83V145L81 144V146H84ZM203 145L205 147H203ZM251 145H252V147H251ZM112 146H113V148H112ZM217 146H218V149H220V150L217 149ZM261 146H262V148H261ZM23 147L25 148V146H23V145L21 147V144H20V148L22 149ZM84 147L86 148V146H84ZM107 147H109V149ZM115 147H116V149H115ZM228 147H231V148H228ZM206 148H208L209 151H207ZM222 148H223L224 152H223V150L221 151ZM244 148L247 149L246 152H245ZM248 148H250L251 150L248 149ZM252 148H254V149H252ZM255 148H257V149L259 148V149L257 150ZM0 149H2L0 151V154L5 153L3 155H6L7 150H4L3 147L0 148ZM99 149H98V151H99ZM137 149H140V150H137ZM214 149L216 151H218V152H216ZM132 150H133V152H132ZM220 151H221V153L222 152L223 153L222 154L219 153ZM126 152H127V154H126ZM128 152L132 153L134 155L137 154L135 157L137 158V156H138L140 159L139 158L136 159L134 157L133 163H130L129 161H127L128 154H129ZM188 152H190L192 155L190 153H188ZM144 154H146V155H144ZM212 155H214V156H212ZM262 155H264V153H262ZM121 156H123V158ZM140 156L141 157L143 156V158H141ZM152 156H153V158H152ZM209 156L212 157V159ZM220 156H222V157H220ZM156 157H157V159H156ZM208 157L210 159V162L208 161L209 160ZM115 158H117L119 162ZM145 158H146V160H145ZM185 158L187 159V161H186ZM218 158H220V159L222 158V159L220 160ZM147 159L149 161H151V162L154 161L156 163L159 162L158 160L161 159L162 161L159 162V163H161L159 166L161 168L163 167L162 168L163 170L160 167H158V165H157L158 163L157 164L154 163V162L151 163ZM188 159L189 160L191 159V160L189 161ZM216 159L218 161H216ZM50 160H51V158H50ZM173 160L175 162H177L175 158H173ZM204 160H206V161H204ZM213 160H215V161H213ZM116 161H117V163H116L117 166L114 164ZM164 161L166 163H164ZM263 161L264 160H262V162ZM69 162H70V164H69ZM104 162H106L107 164L103 165ZM108 163H109V165L113 164L112 166H114V167H111L113 169H111V168L107 169V167H110V166H107ZM169 163H170L171 166L169 165ZM207 163H208V165H209V163L210 164H212V163L215 164L214 168H212V169L208 168V172H206L207 168H205L206 170L203 169L204 168L203 166L207 165ZM220 163H222L223 165L220 164ZM224 163L227 165L226 167H224L225 166ZM121 164H123V165L121 166ZM126 164H127L128 167L126 166ZM102 165H103V167H102ZM118 165L120 167H118ZM147 165L149 166L148 168H147ZM220 165H222V166H220ZM105 166H107V167H105ZM66 167L64 165V168H66ZM93 167H94L95 170L93 169ZM157 167H158V169H156ZM175 167H176V169L178 168L177 170H179V174H178V171L175 169ZM186 167H188V168H186ZM228 167H230V168H228ZM71 168H69V169H71ZM146 168H147L148 171H150L148 174H152V175H147L146 172H148V171L146 170ZM185 168H186V170H185ZM90 169L91 170L93 169V171H90ZM170 169H172V170H170ZM182 169H184V170H182ZM223 169H224L225 172L223 171ZM225 169L227 171H229L230 174L227 173V171ZM230 169L232 170V173H231ZM72 170H70V172ZM74 170L72 172H74ZM119 170L122 172L121 174L118 173ZM157 170H159V171H157ZM161 170L165 171V172L162 173ZM95 171H96L97 174L95 173ZM155 171H156V173L158 175L155 173ZM78 172H79V174H78ZM183 172H184V174H183ZM51 173L52 172H50V174ZM69 173H68L69 176L67 177V179H64L65 181L63 180V183H65V185H67L65 187H72V186L73 187H77V185L79 184L80 180L77 181V180H74V179L76 177H77L76 179H78L79 176H77L76 173H73V174H69ZM94 173H95V175H94ZM165 173H166V175L168 174L167 177H166ZM176 173H177V175H176ZM201 173L207 174V175L204 176L203 174L201 175ZM219 173H220V175H222L220 178L217 177V175ZM225 173H227V174L225 175ZM41 174H42V172H41ZM54 174H52V176H51L52 180L55 179V175ZM115 174H118L119 176L122 175L121 178H123V179L120 182H118V183L116 182V178H118L119 176L115 175ZM71 175H74V176L72 177ZM75 175H76V177H75ZM232 175H230V177ZM94 176H96V177L94 178ZM158 176H160V177H158ZM163 176H165V177H163ZM1 177H3V178L1 179ZM12 177H13V179H12ZM14 177L16 178L15 180H14ZM156 177L159 178V179H157ZM195 177H197V176H195ZM92 178H94V179H92ZM209 178H211V177H209ZM29 179H30V181L28 182ZM177 179L178 180L180 179V181L182 179H184V180L179 182ZM194 179H196V178H194ZM90 180L91 181L95 180V182L94 181L91 182ZM159 180H161V181H159ZM115 182L117 184H115ZM63 183H61V184H63ZM69 183H71L72 185L71 184L69 185ZM18 184H16V186H18ZM179 184L183 186V187L182 186L181 187L185 191L184 190L180 191V185ZM91 185L92 186L94 185V187L96 189L94 187H92ZM116 185H117V187L119 186L118 188L116 187L119 190V192H117V190L115 189ZM82 187H86V186H82ZM173 187H175L174 195L175 194L178 195V199L175 201L176 204L174 202V204H171V206L169 208H167V210L166 209L165 210L164 209H158V211H157V209H155L153 211V209L151 207L155 206V203H154V202H156L155 198L156 197L158 198V195H159L160 191L163 192V191H165L167 189H170V188H173ZM30 188H29V191H31ZM34 188H36V189H34ZM91 188L94 189V190H92V191H94L93 193L91 191ZM176 188H177V190H176ZM37 189L39 191H37ZM88 189H90L91 192H88ZM107 189H109V190L107 191ZM47 190L51 194L46 192ZM194 190H196V192ZM133 191H135V192H133ZM189 191H191L192 193L189 192ZM201 191L199 193V194H201L200 197H202L204 195V193H202ZM203 192H205V191H203ZM185 193H187V194L185 195ZM30 194H29L28 191L27 192L25 191L24 193L20 192L18 195L14 194L15 197H14V195L12 196L13 204L14 203L18 204V202L21 200L23 195L24 196H28ZM89 194H91V195H89ZM182 194H184V195H182ZM19 195L22 196V197H20ZM48 195H51V196L49 197ZM113 195H114V197H113ZM187 195H189V196H187ZM184 196H186L187 198L184 197ZM182 197H184L185 199L182 198ZM113 199H115V200H113ZM183 199H184V201H183ZM262 199H263V195L254 196L252 198V201H253L252 205L246 207L247 214H251L252 217H253V218L250 217V219L252 218V220H254L255 217L257 215H260V214L264 215V208H260V209L257 208V207H259L260 203L264 202ZM39 201H41V203H42L41 205H40ZM42 201L44 202V204H43ZM68 201H71V200H68ZM68 201L66 203H68ZM78 201L81 202V200H77V202ZM38 202H39V204H38ZM186 202L188 204H185ZM45 204H46V206L44 207L45 208L44 209L43 206ZM55 204L53 205V207L59 206L58 204H56V205ZM112 204H113V206H112ZM119 204L122 205L121 208L119 207L120 206ZM6 205L10 206V203H9L8 199L6 200ZM175 205L179 209H176ZM178 205H179V207H178ZM116 207H117V209H116ZM171 207H173V208H171ZM42 208L44 209V212H43ZM16 209L18 211V208H16ZM97 209H96V211H97ZM133 209H135V210H133ZM25 210H27V208H25ZM130 210L132 211V213H131ZM174 210H176V211H174ZM136 211H137V213H136ZM168 211H170L171 213L170 212L168 213ZM172 211H174L175 213L177 212L176 214L177 215L179 214V216H177L174 212L172 213ZM127 212H128V214H126ZM157 212H159V213L161 212V213L159 214ZM133 213H135V215ZM39 216H41V217H39ZM175 216H176V218H175ZM203 216H201V217H203ZM225 217L226 216H224V218ZM128 218H129V220H128ZM177 219H178V221H177ZM154 221L155 222L157 221V222L155 223ZM172 221L170 220L169 223L172 224ZM42 222L45 223V224L43 225ZM185 222H187V223H185ZM117 223H118V221H117ZM157 223H158V227H159V225L161 226V227H159L160 228L159 230H158L157 225H155ZM223 223H225V222L223 221ZM136 224H138V226ZM213 224H215V225H212L209 222H204L203 221V227L205 228V231L212 232L214 230V226H215V228L217 226H219L217 223H213ZM27 225L28 224H26L27 228L25 227V229L29 228V230L33 229L34 232L37 231V229L36 230L34 229L35 227L33 225L30 226L31 228L29 227V225L28 226ZM116 225H114V227H112V228L115 229ZM139 225H140V227H139ZM120 227H122V224H120ZM127 227L129 229H127ZM237 227H238L237 228L238 230H239V227L242 228V230H243V224L241 222H239V221H238V226ZM38 229H39L38 232L43 230V229H41V227H38ZM44 230L46 231V228H44ZM187 232H188V229H187ZM247 232H249V231L247 230ZM257 233L260 234L262 232L260 230ZM156 234L159 235V236H156ZM250 234L252 235V232H250ZM141 235L144 238H142ZM182 235L183 234L180 233V236H182ZM155 236H156V238H155ZM158 237H160V238H158ZM145 238H147L149 240L147 241V239H145ZM154 238L156 239L155 241H154ZM140 239L143 240V241H141ZM158 239H160V240H158ZM196 240L197 239H195V242H196ZM140 241H141V243H140ZM158 241H160V243ZM203 242L202 243L199 242L198 244H196L198 250H200V251H198V254L200 252V253H202V255H205L206 257H208L209 259L212 260L213 259L211 257L212 249H210V246L208 247L207 245L202 247L201 244L203 245ZM144 243H145V245H144ZM155 243H156L157 247L155 246ZM130 244H132V245H130ZM141 244H142V246H140ZM249 246L251 247L252 250H254V251H252V254L253 253L254 254L253 255L251 254V256L249 254H245L244 255L243 254L244 253L243 252V248L240 245V248L237 249L236 256L231 258L234 261V262L232 261V264H248L247 262H250V260H251L252 264L253 263L254 264H258L257 261L259 260V257L261 258L260 254H259L261 252H260V246H259L258 239H253L252 238L250 240V242H249ZM239 249H241V250H239ZM96 250H97L96 251V258H100L101 257L100 255L104 256L105 252H104V250H101V245H99V243H96ZM155 252H157V253H155ZM240 252H241V254H240ZM131 253H132V255H131ZM202 255L200 256V258L201 257H205V256H202ZM241 255H242V257H241ZM236 259H238L239 261L238 260L236 261ZM99 261H100V259H98V261H96V264H100ZM113 261H115L116 263H120V262H117L118 259L117 260H113ZM203 261H205V260H203ZM115 262H113V263H115ZM209 262H211V263H209ZM212 262L213 261H209L208 260V262H206V263L213 264ZM251 262L249 264H251ZM226 263L230 264L231 260L226 262ZM214 264H215V262H214Z\"/></svg>",
  "mask_w": 264,
  "mask_h": 264
}]
</instances>
